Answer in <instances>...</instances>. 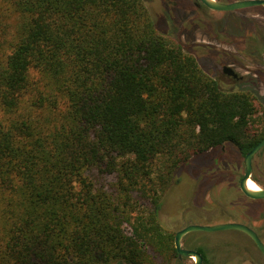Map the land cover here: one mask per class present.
Listing matches in <instances>:
<instances>
[{
	"label": "trees",
	"instance_id": "16d2710c",
	"mask_svg": "<svg viewBox=\"0 0 264 264\" xmlns=\"http://www.w3.org/2000/svg\"><path fill=\"white\" fill-rule=\"evenodd\" d=\"M168 23L144 0H0V264H158L180 167L264 137L256 94L224 88Z\"/></svg>",
	"mask_w": 264,
	"mask_h": 264
},
{
	"label": "rangeland",
	"instance_id": "374dc122",
	"mask_svg": "<svg viewBox=\"0 0 264 264\" xmlns=\"http://www.w3.org/2000/svg\"><path fill=\"white\" fill-rule=\"evenodd\" d=\"M155 10L161 13L160 8ZM187 10L188 19L191 21H185L184 27L178 26V29L171 27L175 34L177 31L186 30L181 31L179 36V40L185 45V50L196 56L202 68L212 77L219 79L227 90H250L256 94L259 100L258 107L261 110L259 119L263 118L264 8L260 6L251 7L237 12L213 10L203 12L189 8ZM9 23L12 25L13 21L10 20ZM172 31L169 36L175 39L176 36ZM255 39H261V41L256 42ZM223 51L235 55V62L230 65L243 77L242 81L234 82L221 75L219 59ZM202 62H205L206 65ZM227 147L230 154L236 152V149L231 145ZM263 157L264 149L257 155L256 160L261 161ZM206 158L207 155H199L182 165L162 195V205L158 216L166 232L175 235V231L187 222L206 225L209 222L199 221L197 215L203 214L205 210L218 209L223 204L231 208L237 205V188L232 182L234 175L227 173L220 175L219 183L207 190L198 187L201 183L203 185L210 183V180L205 179L204 174L205 168L208 167L205 162L207 161ZM242 168L240 167L241 170ZM87 175L97 188L114 192L116 174L90 168ZM206 177L208 178V175ZM137 200L145 213L154 209L153 203L148 199L138 197ZM192 214L195 215L193 220ZM195 232L201 233L203 231ZM204 234H207L205 239L210 244H217L220 247L225 241L236 240L238 236V233L232 230L205 232ZM239 240L241 241L243 238H239ZM160 257L158 264L173 263V255L170 253L166 254L164 259Z\"/></svg>",
	"mask_w": 264,
	"mask_h": 264
},
{
	"label": "flooded vegetation",
	"instance_id": "af4514ba",
	"mask_svg": "<svg viewBox=\"0 0 264 264\" xmlns=\"http://www.w3.org/2000/svg\"><path fill=\"white\" fill-rule=\"evenodd\" d=\"M151 10V12L160 17L165 22H169L168 31L171 32V27L178 29V26L184 27L185 21H191L188 19V10L196 11H222L214 10L205 5L201 0H144ZM223 3L234 2L232 0H218ZM238 1V0H235ZM259 7V6H251ZM241 8L233 10H223L224 12H233V11H243L245 9L251 8ZM263 7L264 6H260ZM160 8L161 13H158L155 9ZM223 24L225 25L224 20L222 19ZM224 32L223 28H221ZM186 31V30H181ZM177 31L175 39L180 36V32ZM180 39V38H179ZM256 42H260L261 39H255ZM235 55L231 54L228 51H223L220 56V71L221 75L227 77L231 81L241 80L243 77L238 73V77H233L225 73V66H230V64L235 62ZM233 68V67H232ZM234 69V68H233ZM235 70V69H234ZM264 138V137H263ZM262 138V139H263ZM261 139V140H262ZM229 145H222L220 148H214L208 152H205L201 155H207L205 161L207 166L205 168L204 174L205 179L210 180V183L203 185L201 183L199 188L207 190L216 186L219 183L220 175L227 173L233 176V184L237 188V205L231 208L228 205L224 204L219 206L218 209H209L203 211V214L197 215L199 221H207L206 225H216L221 223H240L248 227L250 230L254 231L259 239L264 243V198H251L247 196L240 188V181L245 174L246 164H245V155L240 151L235 150L234 154L228 152ZM264 149V146L253 156L252 159V172L250 179H253L258 183L259 186L264 188V157L260 160L257 159V155L261 153ZM199 156V155H198ZM197 157V156H196ZM193 160V159H191ZM240 167H243L242 170ZM242 171V172H241ZM208 175V178L206 177ZM204 179V178H203ZM239 202V203H238ZM215 214V215H214ZM192 220L194 214L191 215ZM191 220V221H192ZM194 223L187 222L182 227L178 228L175 231L174 235V246L176 252H173V263L172 264H196V258L193 256H186L181 254L175 244L176 233L183 229L184 227ZM203 225V224H198ZM223 230H232L235 233H238L237 239L225 241L220 247L217 244H210L208 240L205 239L207 234L205 232H218L216 231H203L201 233L195 232L199 230H194L186 233L182 237V248L195 251L201 255L200 264H264V252L258 247L256 242L250 233L243 229H223ZM202 231V230H200ZM230 237V236H229ZM243 238V240H239Z\"/></svg>",
	"mask_w": 264,
	"mask_h": 264
},
{
	"label": "water",
	"instance_id": "95a60500",
	"mask_svg": "<svg viewBox=\"0 0 264 264\" xmlns=\"http://www.w3.org/2000/svg\"><path fill=\"white\" fill-rule=\"evenodd\" d=\"M205 5L210 7L214 10H233V9H241L251 6H264V0H238L230 3H223L218 0H201ZM225 73L232 75L233 77H238V73L230 66H225L224 68ZM264 146V138L257 143L247 154L245 157V164H246V171L240 181V188L241 190L251 198H264V188L260 186V189H251L248 187V181L251 176L252 172V159L253 156ZM223 229H243L251 234L254 241L258 245V247L264 252V243L259 239L256 233L250 230L243 224L240 223H221L216 225H198V224H191L183 229L179 230L176 233L175 244L177 250L186 256H193L196 258V264H200L201 255L195 251L187 250L182 248L181 242L182 237L191 231L194 230H202V231H216V230H223Z\"/></svg>",
	"mask_w": 264,
	"mask_h": 264
},
{
	"label": "bare ground",
	"instance_id": "6f19581e",
	"mask_svg": "<svg viewBox=\"0 0 264 264\" xmlns=\"http://www.w3.org/2000/svg\"><path fill=\"white\" fill-rule=\"evenodd\" d=\"M248 187H250L251 189H255V190L260 189V186L258 185V183L254 181L253 179H249Z\"/></svg>",
	"mask_w": 264,
	"mask_h": 264
}]
</instances>
